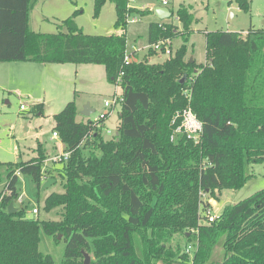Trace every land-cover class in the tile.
Instances as JSON below:
<instances>
[{
	"label": "trees",
	"instance_id": "1",
	"mask_svg": "<svg viewBox=\"0 0 264 264\" xmlns=\"http://www.w3.org/2000/svg\"><path fill=\"white\" fill-rule=\"evenodd\" d=\"M34 1L0 0V63L100 65L112 84L123 72V103L110 140L102 137L104 122L99 128L90 119L77 120L75 101L54 116V131L70 157L55 170L63 193L51 194L44 210L62 209L59 221L30 218L26 208L9 213L18 197L17 170L42 182L40 145L37 158L0 163L10 167L0 194V264H55L41 251V231L56 241L63 237L61 264H81L84 253L94 255L92 264L189 262L187 253L167 247L179 234L196 243L192 264H264V189L224 207L212 223L204 222L211 206L200 195L240 190L248 179L245 165L264 161V29L251 28L246 37L207 32L206 64L188 61L183 45L163 63H150L156 54L150 50L127 65L125 33L87 35L73 17L56 34L31 31ZM112 1L115 28L126 29L134 10H127V0ZM105 2L95 0L96 14ZM236 2L250 10L249 0ZM176 15L189 29L192 14L181 6ZM175 33L172 24L152 22L148 43ZM188 108L203 125L198 143L176 131ZM220 242L223 259L213 263Z\"/></svg>",
	"mask_w": 264,
	"mask_h": 264
},
{
	"label": "rangeland",
	"instance_id": "2",
	"mask_svg": "<svg viewBox=\"0 0 264 264\" xmlns=\"http://www.w3.org/2000/svg\"><path fill=\"white\" fill-rule=\"evenodd\" d=\"M35 2L29 20L31 31L56 34L60 31L59 26L62 22L73 17L77 26L87 35L107 36L125 33L127 51L132 53L134 47L141 49V52L135 55L138 61L149 56L150 50L146 49L149 45V24L158 21L153 10L157 6H162V0H127V10L134 12L127 15L126 29H122L115 28L117 12L112 0H106L98 14L95 10V0H35ZM169 2L173 16L164 22L175 27V37L172 38L173 52L185 45L186 59L190 61L193 58L197 64L207 63V32L228 31L241 33L246 37L251 28L264 29V0H249V11L240 9L236 0H169ZM181 6L193 16L189 29H185L177 18L176 13ZM133 19L136 22H132ZM156 54L151 56L150 63H163L169 58L168 55ZM20 64L22 63H0V163L18 164L37 158V142L41 141L48 148L44 147L45 175L42 182L39 186L30 175L21 174L17 184L18 197L13 203L18 210L26 208L30 218L59 221L62 209L57 208L50 212L44 210L45 201L51 194L63 193L62 179L55 171L61 167L60 162L55 160V157L62 154L60 138L54 143L57 145H53V149L49 139L54 132V116L63 111L69 102L75 101L80 110L77 120L90 119L94 122L99 114L105 111L104 102L112 99L116 87L107 80L104 67L100 65L48 64L47 69H44V64H38L34 69L31 67L26 69L21 68ZM38 105L43 107L42 116L37 114L40 108L34 110ZM22 106L25 110L21 109ZM86 106L93 110L88 117L82 115ZM119 112L120 108L117 107L105 121L110 131L118 129ZM107 130L103 129L101 134L105 140H110L114 136L108 134ZM9 168L7 165L0 166V194L6 192ZM244 171L248 179L240 190L216 192L219 199L200 192L202 199L209 201L213 213L220 214L224 207L235 205L264 189V161L256 164L247 163ZM48 179L56 180V183L43 190ZM34 209L39 210L37 215H33ZM40 236L41 251L53 256L55 264H61L65 250L63 237L56 241L47 237L43 231ZM135 244L141 255L140 241L136 236ZM167 247L179 254L187 253L189 256V262L178 257L175 264H192L191 260L196 251L194 241L188 242L183 234H179L174 236ZM89 256L92 264L95 261L94 255L90 253ZM222 259L223 242H220L211 261L220 263ZM84 262L83 256L81 264Z\"/></svg>",
	"mask_w": 264,
	"mask_h": 264
},
{
	"label": "built area",
	"instance_id": "3",
	"mask_svg": "<svg viewBox=\"0 0 264 264\" xmlns=\"http://www.w3.org/2000/svg\"><path fill=\"white\" fill-rule=\"evenodd\" d=\"M162 6L169 7V0H162ZM132 22H136V21L133 19ZM146 49L153 50L155 53H158V54L168 55L169 58L174 53L173 52V42H172V39H170V38L161 39L154 44H149ZM139 51H141V49H136L135 47H134V51L132 53H129L127 51L125 58H124L125 64L129 65L133 60H137V58H135V55ZM123 75H124V73L121 72L120 76L117 78V80L114 84L116 87V92L113 95L112 99L106 100L104 102L105 111L101 112L99 114V116L97 117L96 121H94L95 123H98L99 128H102V123L105 122L116 111L117 107H119L121 109V106L123 103V97H122V89L120 86V80H121ZM186 97L189 98L190 94L187 93ZM21 109L25 110V107L22 106ZM178 118L181 119L180 120L181 124L177 128L176 131L177 132H184L188 136L189 139H192L196 143H198L200 140L202 131H203V125L199 121L197 116L193 113V111L190 108H188L182 114H180L178 116ZM102 130H103V128H102ZM107 133L110 135L113 134L109 130L107 131ZM114 135H116V134L114 133ZM90 137L91 136H89V138ZM52 138L53 139H59L58 133L54 132L52 134ZM69 157H70V153L64 151V152H62V154L60 156L55 157V160H58V162H66L69 159ZM15 175L19 178L21 176L20 170H17L15 172ZM32 213H33V215H37L39 213V210L34 209L32 211ZM204 215L206 216L205 223H212L219 216V214L213 213L212 207L207 208L204 212Z\"/></svg>",
	"mask_w": 264,
	"mask_h": 264
},
{
	"label": "water",
	"instance_id": "4",
	"mask_svg": "<svg viewBox=\"0 0 264 264\" xmlns=\"http://www.w3.org/2000/svg\"><path fill=\"white\" fill-rule=\"evenodd\" d=\"M153 13L155 15V17L160 20V21H164V20H168L170 18H172L173 16V12L165 6H157L154 8ZM190 62H194L193 60H191ZM185 80V78L183 79V81ZM93 113V110L89 107L86 106L84 108V110L82 111V115L83 116H90ZM56 183V180L53 179H48L45 183V185L43 186V190H46L48 188H50L52 185H54ZM18 209H16L14 207V203H11L9 206V213L10 214H15L17 212ZM61 237H59L60 239ZM84 257H85V262L84 264H90V256L88 253H84Z\"/></svg>",
	"mask_w": 264,
	"mask_h": 264
},
{
	"label": "crops",
	"instance_id": "5",
	"mask_svg": "<svg viewBox=\"0 0 264 264\" xmlns=\"http://www.w3.org/2000/svg\"><path fill=\"white\" fill-rule=\"evenodd\" d=\"M35 2V1H34ZM36 3V2H35ZM169 4H170V2H169ZM169 8V7H168ZM170 9V8H169ZM171 10V9H170ZM154 14V13H153ZM159 21V20H158ZM156 22V21H155ZM152 23V22H151ZM141 52V51H140ZM157 55V54H156ZM136 56H137V54H136ZM159 57V56H158ZM188 60V59H187ZM190 60V59H189ZM191 60H193V61H195V59H191ZM190 60V61H191ZM149 61L151 62V57H149ZM165 62V61H164ZM196 62V61H195ZM22 64H20V67L21 68H25L26 67V69L28 68V67H31L32 69H34V67H38V66H36V65H38V64H40V63H35V62H21ZM197 63V62H196ZM40 65H42V64H40ZM48 64H44L43 66L45 67L44 69H47L46 68V66H47ZM49 65H56V64H49ZM104 70H105V68H104ZM106 73V72H105ZM107 76V75H106ZM43 105H45L44 103H42ZM78 108V107H77ZM78 112L80 113V110H79V108H78ZM37 114H39L40 116H42L43 115V107L42 106H40V110L37 112ZM120 122V121H119ZM104 128L103 129H108L109 130V128H108V126H107V124H106V122H104V126H103ZM107 130V131H108ZM110 131V130H109ZM55 132V131H54ZM53 132V133H54ZM113 134L115 133V134H117V130L116 131H111ZM52 133V134H53ZM113 134H111L112 136H113ZM50 141L52 142V146H51V149H53L54 148V146L55 145H57V144H55L54 145V143H56V142H58V139H53L52 138V135L50 136ZM61 142V141H60ZM61 144V146H62V151H61V153L62 152H64L65 150V148H63L64 146H63V144L62 143H60ZM39 145L42 147V149L44 150V147L45 148H47L41 141H38L37 142V148H39ZM54 145V146H53ZM59 147V146H58ZM48 149V148H47ZM51 151V150H50Z\"/></svg>",
	"mask_w": 264,
	"mask_h": 264
}]
</instances>
